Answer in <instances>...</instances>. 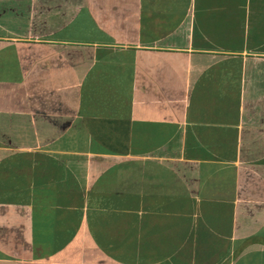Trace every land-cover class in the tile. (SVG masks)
I'll return each instance as SVG.
<instances>
[{
  "label": "crops",
  "instance_id": "1",
  "mask_svg": "<svg viewBox=\"0 0 264 264\" xmlns=\"http://www.w3.org/2000/svg\"><path fill=\"white\" fill-rule=\"evenodd\" d=\"M0 264H264V0H0Z\"/></svg>",
  "mask_w": 264,
  "mask_h": 264
}]
</instances>
